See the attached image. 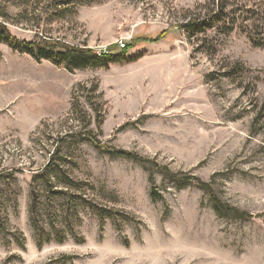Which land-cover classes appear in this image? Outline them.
Segmentation results:
<instances>
[{
    "label": "rangeland",
    "instance_id": "374dc122",
    "mask_svg": "<svg viewBox=\"0 0 264 264\" xmlns=\"http://www.w3.org/2000/svg\"><path fill=\"white\" fill-rule=\"evenodd\" d=\"M206 1L94 0L54 16L44 1L34 10L0 0L20 39L48 35L97 53L134 42L119 63L72 72L0 42V173L13 174L4 182L17 192L0 207V264H264V122L254 123L264 49L240 28L183 30ZM83 82L98 84L100 123L84 96L72 113ZM86 130L141 160L108 155ZM57 151L95 207L79 205L76 238L69 231L38 246L32 177ZM162 166L209 183L222 203L252 217L217 213L205 190L178 186Z\"/></svg>",
    "mask_w": 264,
    "mask_h": 264
},
{
    "label": "trees",
    "instance_id": "16d2710c",
    "mask_svg": "<svg viewBox=\"0 0 264 264\" xmlns=\"http://www.w3.org/2000/svg\"><path fill=\"white\" fill-rule=\"evenodd\" d=\"M41 1L47 3L42 10L46 9L48 13H52L55 16L74 14L78 4H89L94 0H22L27 8L34 10V7ZM200 9L198 14L194 13L188 19L189 21L180 25L183 30L192 35L213 27H220V30L224 33L240 28L247 33L254 47L264 49V0H207ZM27 15L28 11L25 10L19 13L18 17L23 18ZM10 21L13 23L8 12L5 8H2L0 11V42L15 48L21 53L30 55L37 61L41 59L48 60L55 66L63 67L69 72L94 67H107L111 63H119L125 60L128 49L134 45V42H126L123 47H120L118 43H115L107 46V51L97 53L91 48L67 44L48 35L28 41L17 38L12 34L8 26ZM164 34L165 32H162L160 36L155 37V40L162 38ZM240 66L241 64L235 63L231 68V72H225V75L232 74ZM80 96H84L89 108L97 112L96 120L100 123L103 114L96 103V99L101 96L98 84L95 82L90 85L86 82L76 84L72 92L73 103L71 108L73 114L77 111V98ZM255 112L254 123L264 122V101ZM86 119V125L88 126L91 119L88 115ZM84 134L86 140L94 142L97 148L110 156L141 160L140 156L130 151L100 143V141L96 140L91 130H86ZM65 163V160L57 151L50 156L48 163L32 177L29 218L35 231V239L38 246L42 245L44 241L50 240L63 242L69 231L71 236L76 238L73 225L76 223L79 205L95 207L83 195V188L86 183L72 178L69 172L64 169ZM160 168L178 186L195 183L199 188L205 190L210 195L213 208L217 213L222 215L229 213L244 219L252 217L251 214L245 211H240L235 207L222 203L214 194L211 185L198 177L191 174L177 177L176 173L171 172L166 166ZM4 177L5 179L10 177L14 181L16 180L12 173L6 175L0 173V207H5L7 202L11 200V196L16 198L15 195H17L15 189L9 191L10 184L4 182ZM14 201L16 200L14 199ZM6 224V217H1L0 215V231L4 230Z\"/></svg>",
    "mask_w": 264,
    "mask_h": 264
},
{
    "label": "built area",
    "instance_id": "2783aa9c",
    "mask_svg": "<svg viewBox=\"0 0 264 264\" xmlns=\"http://www.w3.org/2000/svg\"><path fill=\"white\" fill-rule=\"evenodd\" d=\"M125 41V39H120L119 41H117L116 43H118L119 44V46L120 47H123L124 46V44L126 43V42H124ZM105 51H107V47H102L100 50H98V52H105Z\"/></svg>",
    "mask_w": 264,
    "mask_h": 264
}]
</instances>
